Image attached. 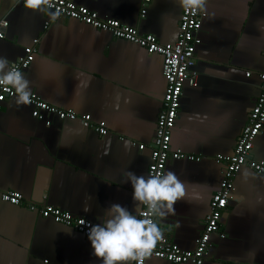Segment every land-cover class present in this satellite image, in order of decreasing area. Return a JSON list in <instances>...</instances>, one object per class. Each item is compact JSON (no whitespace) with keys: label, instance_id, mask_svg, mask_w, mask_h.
<instances>
[{"label":"crops","instance_id":"obj_1","mask_svg":"<svg viewBox=\"0 0 264 264\" xmlns=\"http://www.w3.org/2000/svg\"><path fill=\"white\" fill-rule=\"evenodd\" d=\"M99 17L151 34L163 44L177 39L182 8L177 0H71ZM195 48L197 84L182 86L171 130L170 151L200 161L168 160L185 185L174 214L156 217L161 231L191 250L203 229L209 200L218 188L216 154L231 155L259 93L264 73V0H206ZM51 11L26 10L18 0H0V57L13 63L32 48L23 74L44 102L103 121L101 137L78 121L49 115L50 126L31 117L15 98L0 104V189L20 193L26 203L52 205L101 223L111 204L134 209L125 173L148 175L151 141L164 95L162 58ZM37 41V42H34ZM249 72L248 77L245 73ZM123 140H120V138ZM144 145L138 150L136 145ZM249 158L264 161V127ZM223 239L210 238L203 264H264V176L242 167L234 178L219 221ZM0 264H100L88 237L70 227L0 202ZM145 264H169L148 259Z\"/></svg>","mask_w":264,"mask_h":264},{"label":"built area","instance_id":"obj_2","mask_svg":"<svg viewBox=\"0 0 264 264\" xmlns=\"http://www.w3.org/2000/svg\"><path fill=\"white\" fill-rule=\"evenodd\" d=\"M150 1L142 0L140 17L144 16L145 7ZM18 2L23 6V0H18ZM50 3V7L44 6V8L52 13L59 12L60 17L78 21L93 29L106 32L115 39L135 44L144 49L147 54L161 56V74L165 82V91L156 116L148 175L164 172L168 160L200 161V157H192L180 150L170 151L169 144L171 130L180 105L182 86L185 82L192 87L197 84V73L193 70L195 65L194 53L196 46L200 43L198 32L205 17L204 9L197 11L195 15L182 9L178 22L177 39L173 43L163 44L154 35L140 34L136 28L122 25L115 19L101 18L96 12L75 5L71 0H50ZM6 26L7 21L0 20V38L4 36ZM32 52V48H25L24 56L19 57L11 64L23 73L28 68L29 56ZM249 75V72L245 73L246 77ZM258 76L261 80L260 90L248 113L247 121L235 141L232 154H216L212 158L217 165L221 166V178L218 188L209 200V211L204 218L203 229L195 241L194 248L191 250L180 249L161 231L163 238L158 242L152 257L149 259L162 260L169 264H203L210 247L211 236L218 235L221 239L225 237L220 231L219 221L227 207L230 194L234 190V178L238 171L245 166L254 173L264 176V161H254L249 158L254 139L264 127V73H260ZM13 91L4 92L3 88H0V104L5 99L14 97ZM31 100L32 102L29 104L31 117L43 122L45 126L51 125V120L48 118L51 115L58 120L78 121L82 128L92 130L101 137L109 133L103 121L92 122L89 115L77 114L71 109L50 105L36 94H32ZM120 140L123 138L121 137ZM130 143L136 145L138 150L144 149L142 144ZM0 202L14 206H25L28 211L36 212L40 217L49 218L56 224L70 227L84 237H87L88 225H95L84 217H73L69 212L52 205L37 206L26 203L23 196L16 191H2L0 189ZM142 210L147 211L146 208ZM152 218L156 221V217Z\"/></svg>","mask_w":264,"mask_h":264},{"label":"clouds","instance_id":"obj_3","mask_svg":"<svg viewBox=\"0 0 264 264\" xmlns=\"http://www.w3.org/2000/svg\"><path fill=\"white\" fill-rule=\"evenodd\" d=\"M185 11L195 15L204 9L206 0H177ZM50 0H23V7L30 11L44 10ZM59 12L50 13L55 22ZM0 88L13 91L17 106L31 104L30 81L6 58L0 57ZM124 183H130L134 209L120 204L105 209L101 223L88 225L87 237L92 255L100 264H145L152 257L163 233L152 217L164 218L174 214V205L185 196L184 182L173 172H155L139 175L128 171ZM146 208L147 211L142 209Z\"/></svg>","mask_w":264,"mask_h":264}]
</instances>
